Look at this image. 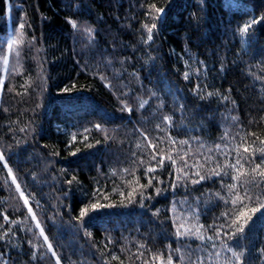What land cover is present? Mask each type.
I'll list each match as a JSON object with an SVG mask.
<instances>
[{
    "label": "trees",
    "instance_id": "16d2710c",
    "mask_svg": "<svg viewBox=\"0 0 264 264\" xmlns=\"http://www.w3.org/2000/svg\"><path fill=\"white\" fill-rule=\"evenodd\" d=\"M9 1L28 42L24 70L0 90V264H167L169 255L172 264H228L219 240L192 233L202 226L214 237L222 212L259 207L264 179L247 185L246 207L225 203L235 195L225 187L231 168L192 180L235 163L237 149L243 170L261 162L258 151L246 162L244 148L264 146V0H0V34ZM73 20L95 29L93 47H82ZM98 65H110L119 84L107 85ZM9 168L27 204L10 200ZM150 178L154 187L141 188ZM93 203L113 206L78 219ZM249 224L228 247L244 264H264V216Z\"/></svg>",
    "mask_w": 264,
    "mask_h": 264
},
{
    "label": "snow or ice",
    "instance_id": "6c2138e0",
    "mask_svg": "<svg viewBox=\"0 0 264 264\" xmlns=\"http://www.w3.org/2000/svg\"><path fill=\"white\" fill-rule=\"evenodd\" d=\"M156 13L160 14L157 18L162 19L163 18V14L165 13V9L163 7H159L155 9ZM151 15V14H150ZM261 20H264V17H261ZM259 21L256 19H252L246 23L243 24V26L239 29L240 34L243 36L245 34H248L250 29L252 28L253 25L257 24ZM71 25L73 28L77 27V23L76 21H70ZM19 29L23 30L25 25L23 23H20L18 25ZM144 27L147 29V40L148 41H152L153 40V29H155L157 27V24L155 21L152 22L151 27H149L148 25H144ZM87 31L89 33H91L92 29L89 28L87 29ZM18 42H22V41H18L17 40V36L14 35L12 38H10V40L8 41L7 47H8V51L11 52L13 45L17 44ZM17 56H19V52L16 53ZM3 63L5 65L8 64V56L5 55L3 57ZM198 71V70H197ZM184 78L188 79L189 75L188 73H184ZM197 88H199V85H197ZM64 92H68L69 89L65 88L63 89ZM209 96L213 95V93H208ZM147 103V101H144L140 104V107H144V105ZM165 121H167L169 124H171V118L170 117H164L163 118ZM97 127H99V125H97ZM254 135V134H252ZM150 143V142H149ZM173 144L177 143V141L173 140L172 141ZM179 143H184L186 144L187 141H180ZM255 143V141H254ZM261 145H264V140L260 141ZM139 147V145H138ZM153 148H155V146H152ZM219 148V145L217 146ZM77 151H79V149H77ZM257 151L260 154V163L256 164L254 167L251 168L250 172H248L247 170H243V165L241 164V159H243V157L240 155L239 149H237V159L235 161V163L232 164H228L227 162L225 163L224 166H220L218 165L217 169H213L210 170V174L209 176H204V175H199V173H197V175L199 176L198 180H192L193 184L196 183H200L201 181H204L206 178H211V176H221V175H228L229 173L225 170L227 168H231L232 171L235 173V175L232 177V179L234 180V183L229 184V185H225V187L228 189V192L231 194L233 192H235V195L231 198L230 201L225 200V203H231L233 205H236L238 203H240L242 206L244 205V201L252 199V197L249 195V190L247 185L251 182L255 181L256 177H260L261 179H264V168H262L261 166L264 165V146L259 147L258 149H249V148H244V152L245 153H250V160L246 161L251 163V159H254ZM75 154V153H73ZM160 155L159 153H153L151 156V159L153 161H156L157 163V167H163L164 166V157L161 155L159 159H157V156ZM186 155V153H185ZM167 159L171 162V163H175V161L172 159V156L169 155L167 157ZM0 162H4V164L7 163L5 156H4V152L2 149H0ZM9 173H11V169H8ZM127 171V170H125ZM147 172H155L156 168H152L149 167L147 170ZM181 172H183V176L184 177H189L188 172H184L183 169H181ZM249 177L251 179H249ZM154 178V177H153ZM150 178L148 181V184L146 185H142L141 188H146V187H154V185L152 184V179ZM181 176H177V179H181ZM190 178V177H189ZM13 181H15V176L12 177ZM69 183H71L72 181H68ZM238 182V183H237ZM238 184H239V188H238ZM17 187H19V185H17ZM241 190L243 191V195L240 194ZM135 191V189L133 190ZM157 194H159L160 189H156ZM142 194V193H141ZM21 195L23 196V192H21ZM217 197H219L220 199H224L223 197H220L219 193H216ZM129 196H131V193L129 194ZM25 204L28 203L27 197H25ZM113 205H106V204H101V203H93L90 206H85L83 207L80 212H79V216L78 219H83L85 216H88L90 214L91 211L94 210H98V209H103L106 207H112ZM261 209H264V201H260V206L259 207H254V208H250L247 210H240V211H233V210H229V211H225L221 213V216L225 217V223L223 225H220L219 227L213 225L212 227V231L214 232V237H205L204 235L201 234L200 232V227L197 228L195 233H192L193 235H197L199 239L204 240V239H208V240H213L214 238L216 240L220 241V244L222 247L226 248L227 251L229 253H231V259L228 261V264H244L242 257L244 256L243 252H235L232 250V248L228 247V241L232 240V239H239L240 236H242L243 234H245L246 231V227L245 226H250L249 222L252 220V217L254 214L256 213H260L261 216H264V211H261ZM29 212H31V208L28 209ZM34 215V213H33ZM229 217H231V219H228ZM6 218V217H5ZM239 221H242V223H239ZM10 231V230H9ZM41 232H43V229H41ZM187 233V230L184 233H180L181 235H184ZM5 236L7 235V233L4 234ZM4 236H0V239H3ZM45 240H47V237L45 236ZM49 248H51V244L48 245ZM212 247H216V244L213 243ZM261 252L264 253V249H261ZM0 255H2V253H0ZM153 259H156L155 257ZM57 264H60V260L59 257H57ZM145 264H147V261H145ZM161 264H163V261H161ZM167 264H172V259L171 256L169 255L168 260H167Z\"/></svg>",
    "mask_w": 264,
    "mask_h": 264
},
{
    "label": "rangeland",
    "instance_id": "374dc122",
    "mask_svg": "<svg viewBox=\"0 0 264 264\" xmlns=\"http://www.w3.org/2000/svg\"><path fill=\"white\" fill-rule=\"evenodd\" d=\"M16 2L9 1L8 2V9L7 13L5 14L4 17V22L6 26V33L0 34V90L3 89L4 83L6 80L9 78V76H15L19 73H21L24 70V55H23V50L28 42L26 34H25V28L23 30L19 29L18 25L20 23H23L25 26L24 22V15L23 13H17L16 12ZM77 27L74 28L75 30V35L77 39L82 43L83 48H89L93 47L95 45V29L89 26L86 23H80L76 22ZM91 28L92 31L89 33L87 29ZM14 35L17 36L18 42L17 44L13 45L11 52L8 51V41L10 38H12ZM19 52V56L16 55V53ZM7 55L8 56V64L5 65L3 63V57ZM96 69L101 72L102 77L104 81L106 82L107 85L113 87V81L119 84L118 78L114 77L116 72H113L111 69L110 65H98L96 66ZM11 77V78H12ZM116 89V87H115ZM117 90V89H116ZM233 116H227L226 119V129L229 135L234 136L235 135V120L233 119ZM231 144L229 147L233 146V141H230ZM1 149V147H0ZM15 176L13 173L10 175V182H11V198L10 200L14 203L21 202L22 204H25V195H21V192L24 191L21 187V182L18 180V178L15 176V181H13L12 177ZM19 185V187H17ZM29 208L30 205H29ZM31 213L33 214L34 212L31 209ZM186 211L182 209L180 206H177L173 210V214L177 216V218L181 219L183 218L186 214ZM35 218V214L33 215Z\"/></svg>",
    "mask_w": 264,
    "mask_h": 264
}]
</instances>
